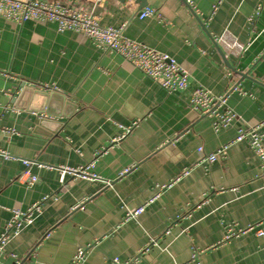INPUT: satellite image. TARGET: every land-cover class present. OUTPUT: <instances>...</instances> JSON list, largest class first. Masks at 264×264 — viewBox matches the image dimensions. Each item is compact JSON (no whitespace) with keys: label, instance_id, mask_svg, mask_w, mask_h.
Here are the masks:
<instances>
[{"label":"crops","instance_id":"1","mask_svg":"<svg viewBox=\"0 0 264 264\" xmlns=\"http://www.w3.org/2000/svg\"><path fill=\"white\" fill-rule=\"evenodd\" d=\"M145 7L154 14L139 18ZM94 9L102 26H124L176 59L187 85L168 93L75 31L0 18V236L14 210L47 197L0 264H71L78 248L79 264H264V237L226 238L264 219L261 161L231 142L264 120V0H105ZM198 87L226 96L219 109L235 115L227 129L189 107ZM224 145L223 158L206 160ZM61 166L96 178L62 183Z\"/></svg>","mask_w":264,"mask_h":264},{"label":"built area","instance_id":"2","mask_svg":"<svg viewBox=\"0 0 264 264\" xmlns=\"http://www.w3.org/2000/svg\"><path fill=\"white\" fill-rule=\"evenodd\" d=\"M105 0H89L88 5H70L67 6L59 1L43 2V1H26V0H0V18L19 25L25 21L33 23L50 22L55 24L58 32L75 31L86 39H90L98 48L103 51H110L118 54L122 59L127 60L135 69L144 73L155 82L159 83L168 93L176 91V89H184L187 85V72L176 61L167 54L156 51L143 44L126 37L123 34V27L115 28L113 26H102L98 16L94 13V8L101 6ZM128 3L133 0H127ZM151 8L145 7L139 13V18L153 15ZM231 47L242 49L237 43H232ZM1 74V72H0ZM41 88H51L48 85H40ZM232 87L231 90H235ZM189 100V107L196 110L200 115L213 117L212 127L214 130L227 129L234 119L235 115L230 110L221 111L219 108L225 104L226 96H215L210 92L198 87L193 89ZM264 126V120L256 125L242 127L231 142H245L251 148L259 160L261 161V177L264 181V130L260 131ZM229 145L218 148L215 152L208 155L206 160L212 161L223 158ZM201 152L202 148H198ZM25 165H29V160H24ZM126 168L120 175L126 173ZM60 181L63 183L66 174L73 177L81 176L87 178H96L94 174H88L85 168H72L68 166L59 167ZM26 173H28L26 171ZM186 173V172H184ZM35 180L34 177L31 178ZM164 186V185H162ZM161 186V187H162ZM160 187V188H161ZM264 189V182H263ZM47 197H43L40 202L34 203L24 211L14 210L10 221L5 227V231L0 236V250L8 242L12 234L18 233L25 225L31 224L34 215L41 212L42 204ZM80 205L78 203L76 206ZM143 206L129 207L126 210L127 217H136L143 211ZM264 224V219L253 224H249L245 228L234 230L228 228V235L245 234L253 231L257 236L264 237V229L260 226ZM85 250L77 249V253L71 264H79L85 256ZM117 262V259H114ZM137 260H131L125 264H136ZM16 262V264H18Z\"/></svg>","mask_w":264,"mask_h":264},{"label":"water","instance_id":"3","mask_svg":"<svg viewBox=\"0 0 264 264\" xmlns=\"http://www.w3.org/2000/svg\"><path fill=\"white\" fill-rule=\"evenodd\" d=\"M121 1H124V0H121ZM26 90H29V88H27V87H23V89H22V91H21V94H23ZM34 93L35 94H40L41 96H43L45 99H51L50 97H52V95H54L53 93L52 94H50V95H48L46 92H42V91H34ZM63 98H65L64 96H62V99ZM46 103H47V100H46ZM42 111H44V110H42L41 109V112ZM45 112H48L49 113V111H48V109H46V111Z\"/></svg>","mask_w":264,"mask_h":264}]
</instances>
